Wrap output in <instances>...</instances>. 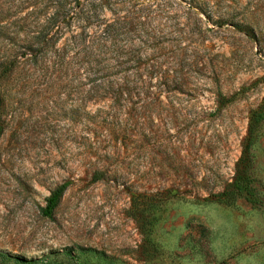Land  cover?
<instances>
[{
    "label": "rangeland",
    "instance_id": "rangeland-1",
    "mask_svg": "<svg viewBox=\"0 0 264 264\" xmlns=\"http://www.w3.org/2000/svg\"><path fill=\"white\" fill-rule=\"evenodd\" d=\"M0 99V264H264V0H0Z\"/></svg>",
    "mask_w": 264,
    "mask_h": 264
},
{
    "label": "trees",
    "instance_id": "trees-1",
    "mask_svg": "<svg viewBox=\"0 0 264 264\" xmlns=\"http://www.w3.org/2000/svg\"><path fill=\"white\" fill-rule=\"evenodd\" d=\"M240 29V28H237ZM241 30V29H240ZM244 31V30H242ZM245 34L251 39L255 40L256 36L254 34H249L244 31ZM233 97L225 99L220 97L218 103L220 105H225L230 103ZM1 106V99H0ZM264 120V115L254 114L252 115L250 121V129L248 132V137L244 140L242 147V154L240 160L236 164L235 173L232 178L231 183H229L222 192L216 195H210L204 202L209 203H222V204H232L237 200H243L247 204H250L256 208H264V198L260 195V183L253 176L251 172L252 167V157L250 155L251 140L253 137V126L259 124ZM2 134V125L0 119V136ZM94 181H97L95 179ZM70 183H64L60 185L47 199V207L44 209L43 213L45 216H50L52 211L57 207L61 197L68 188Z\"/></svg>",
    "mask_w": 264,
    "mask_h": 264
}]
</instances>
